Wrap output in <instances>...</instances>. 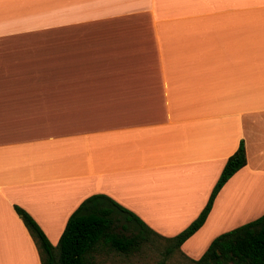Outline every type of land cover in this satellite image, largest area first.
Here are the masks:
<instances>
[{"label":"crops","instance_id":"0c3cea01","mask_svg":"<svg viewBox=\"0 0 264 264\" xmlns=\"http://www.w3.org/2000/svg\"><path fill=\"white\" fill-rule=\"evenodd\" d=\"M245 165L180 246L197 260L264 213V0H0V264H39L103 195L162 237Z\"/></svg>","mask_w":264,"mask_h":264},{"label":"trees","instance_id":"16d2710c","mask_svg":"<svg viewBox=\"0 0 264 264\" xmlns=\"http://www.w3.org/2000/svg\"><path fill=\"white\" fill-rule=\"evenodd\" d=\"M244 165L240 141L225 161L202 210L172 237L158 235L106 196L92 195L69 215L56 245L52 246L26 212L17 206L13 209L35 246L39 264H91L101 252L128 256L144 247L158 251L157 264H166L175 256L188 264H264V213L213 238L197 260L187 258L180 251L181 244L203 224L217 192Z\"/></svg>","mask_w":264,"mask_h":264},{"label":"rangeland","instance_id":"374dc122","mask_svg":"<svg viewBox=\"0 0 264 264\" xmlns=\"http://www.w3.org/2000/svg\"><path fill=\"white\" fill-rule=\"evenodd\" d=\"M151 247H144L139 253L122 256L109 252H101L95 256L91 264H157L160 257ZM166 264H188L184 259L175 256Z\"/></svg>","mask_w":264,"mask_h":264}]
</instances>
